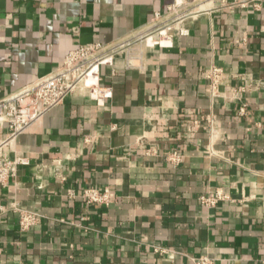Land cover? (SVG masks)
<instances>
[{
	"label": "crops",
	"instance_id": "crops-1",
	"mask_svg": "<svg viewBox=\"0 0 264 264\" xmlns=\"http://www.w3.org/2000/svg\"><path fill=\"white\" fill-rule=\"evenodd\" d=\"M175 2L0 0L2 94L81 44L116 47L6 146L28 163L0 184V264H264V0ZM217 190L228 199L200 203ZM15 206L36 223L22 229Z\"/></svg>",
	"mask_w": 264,
	"mask_h": 264
},
{
	"label": "built area",
	"instance_id": "built-area-1",
	"mask_svg": "<svg viewBox=\"0 0 264 264\" xmlns=\"http://www.w3.org/2000/svg\"><path fill=\"white\" fill-rule=\"evenodd\" d=\"M183 0L176 2L168 8V11L176 12ZM176 14V13H175ZM161 14H154L153 27L158 34L161 31L170 29V24L164 23L160 19ZM183 33V31H180ZM152 33L147 34L151 36ZM116 47H109L105 44L94 41L81 44L68 51L63 58L62 63L56 69L47 74L38 77L32 83L25 85L11 93L2 94L0 90V130H5L3 136H0V184H6L10 178L16 174L17 167L20 164L28 163L26 157L20 155H9L6 146H10L15 137L26 128L42 110L60 102L68 95L73 88L79 84L87 71L102 63L110 57ZM206 77L210 80V88L214 90L223 75L222 69L218 66H210L205 71ZM102 95L108 97L110 90L101 91ZM247 105L242 103L238 109L240 114H244ZM211 126L212 117L206 118ZM195 126L197 122H194ZM194 129L190 135L194 134ZM166 161L177 165L181 161V155L177 151L168 152L165 155ZM74 193H71L73 196ZM81 198L88 204H109V189L107 187L94 188L86 187L80 192ZM228 199V196L220 190L214 194H202L199 201L206 207H213L220 200ZM18 213V224L22 229H28L36 223L39 214L32 210H27L18 206L14 207ZM192 264H215L214 259L206 254L189 257Z\"/></svg>",
	"mask_w": 264,
	"mask_h": 264
}]
</instances>
